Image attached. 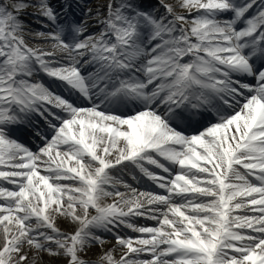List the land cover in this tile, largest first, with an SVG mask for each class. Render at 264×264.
I'll return each mask as SVG.
<instances>
[{
  "label": "snow or ice",
  "instance_id": "1",
  "mask_svg": "<svg viewBox=\"0 0 264 264\" xmlns=\"http://www.w3.org/2000/svg\"><path fill=\"white\" fill-rule=\"evenodd\" d=\"M0 264H264V0H0Z\"/></svg>",
  "mask_w": 264,
  "mask_h": 264
},
{
  "label": "rangeland",
  "instance_id": "2",
  "mask_svg": "<svg viewBox=\"0 0 264 264\" xmlns=\"http://www.w3.org/2000/svg\"><path fill=\"white\" fill-rule=\"evenodd\" d=\"M93 2H95V0H93ZM77 18H79V16H78ZM148 223H151V222H148ZM96 251H97V250L94 249V250H93V254H94Z\"/></svg>",
  "mask_w": 264,
  "mask_h": 264
}]
</instances>
